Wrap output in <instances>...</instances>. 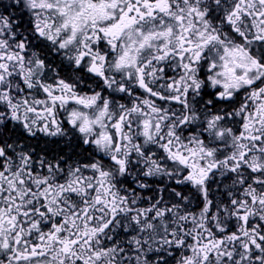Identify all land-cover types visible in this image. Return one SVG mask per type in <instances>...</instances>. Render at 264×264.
<instances>
[{"label": "snow or ice", "instance_id": "1", "mask_svg": "<svg viewBox=\"0 0 264 264\" xmlns=\"http://www.w3.org/2000/svg\"><path fill=\"white\" fill-rule=\"evenodd\" d=\"M0 264H264V0H0Z\"/></svg>", "mask_w": 264, "mask_h": 264}]
</instances>
